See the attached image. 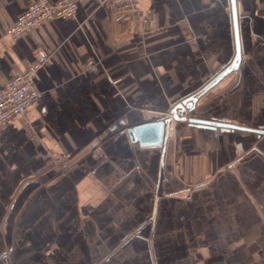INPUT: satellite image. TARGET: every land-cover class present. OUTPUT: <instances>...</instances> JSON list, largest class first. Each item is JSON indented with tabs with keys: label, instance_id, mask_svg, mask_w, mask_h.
<instances>
[{
	"label": "crops",
	"instance_id": "obj_1",
	"mask_svg": "<svg viewBox=\"0 0 264 264\" xmlns=\"http://www.w3.org/2000/svg\"><path fill=\"white\" fill-rule=\"evenodd\" d=\"M32 1L0 0V88L33 48L48 55L40 99L0 126V264H264V0H234L238 67L192 115L234 127L176 120L169 139L171 121L163 153L127 130L231 62V0H136L146 31L110 0H75L9 38Z\"/></svg>",
	"mask_w": 264,
	"mask_h": 264
},
{
	"label": "built area",
	"instance_id": "obj_2",
	"mask_svg": "<svg viewBox=\"0 0 264 264\" xmlns=\"http://www.w3.org/2000/svg\"><path fill=\"white\" fill-rule=\"evenodd\" d=\"M110 5L113 13L120 19L135 17L143 31L149 30L154 23V17L137 8L136 0H110ZM76 6L75 0H34L8 24L6 34L13 40L18 39L47 20L73 16ZM32 53L33 59L25 69L21 72L13 70L0 88V126L12 117L24 114L28 106L38 101L42 95L34 87V82L38 67L48 55L39 47L33 48Z\"/></svg>",
	"mask_w": 264,
	"mask_h": 264
},
{
	"label": "water",
	"instance_id": "obj_3",
	"mask_svg": "<svg viewBox=\"0 0 264 264\" xmlns=\"http://www.w3.org/2000/svg\"><path fill=\"white\" fill-rule=\"evenodd\" d=\"M231 11H232V22L234 28V39H235V54L231 62L215 74L208 82H206L199 90L194 92L193 94L181 99L177 103H175L170 110V115H164L160 120L145 123L139 126H134L127 130L129 136L132 140H137L141 145H161L162 153L164 152L165 141L167 138V131L169 128V124L171 120H183L188 121L190 123H195L199 126L204 127H215V126H222V127H234L226 122H216L210 120L199 119L193 117L190 113L194 110L196 106V102L198 98H200L205 92H207L210 88H212L216 83H218L223 77H225L230 72L237 69L239 61H240V48L238 44V37H237V28H236V8H235V1L231 0ZM154 131V136H150V139L139 138L138 135L141 131ZM263 131V130H259ZM147 136V137H148ZM148 137V138H149ZM139 138V139H138Z\"/></svg>",
	"mask_w": 264,
	"mask_h": 264
},
{
	"label": "rangeland",
	"instance_id": "obj_4",
	"mask_svg": "<svg viewBox=\"0 0 264 264\" xmlns=\"http://www.w3.org/2000/svg\"><path fill=\"white\" fill-rule=\"evenodd\" d=\"M204 96V95H203ZM203 96H201L200 97V99L203 97ZM204 98V97H203ZM205 106L203 105V103L202 102H200V103H198V101L196 102V106H195V108H194V110L190 113L191 115H193L194 113H197V114H202V113H204L205 111ZM170 113V111H167V112H164V114L163 115H166V114H169ZM172 124L170 125V128H169V131H168V134H169V139H173V138H175L176 137V135L179 133V132H182L183 131V129L185 128L184 127V122H178V121H176V120H173L172 122H171ZM232 168V167H231ZM222 169H230L229 167L227 168V165H223L222 166ZM189 188H191L192 190H193V186H189ZM194 192H196V190H194L193 192H191V194H193ZM190 194H189V191L188 192H186V194L185 193H178L177 195H176V197H174V198H177L178 200H180V201H183V200H187L189 197ZM166 198H172V197H166ZM128 207H129V205H127V209H128ZM122 208V207H121ZM120 207H119V209H121ZM118 209V211H120ZM127 209H122V212H126V211H128ZM115 264H118V262H116Z\"/></svg>",
	"mask_w": 264,
	"mask_h": 264
},
{
	"label": "bare ground",
	"instance_id": "obj_5",
	"mask_svg": "<svg viewBox=\"0 0 264 264\" xmlns=\"http://www.w3.org/2000/svg\"><path fill=\"white\" fill-rule=\"evenodd\" d=\"M169 115H170V114H169ZM171 121H173V119H172Z\"/></svg>",
	"mask_w": 264,
	"mask_h": 264
}]
</instances>
